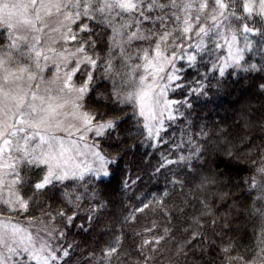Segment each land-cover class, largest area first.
Instances as JSON below:
<instances>
[{
  "label": "snow or ice",
  "instance_id": "6c2138e0",
  "mask_svg": "<svg viewBox=\"0 0 264 264\" xmlns=\"http://www.w3.org/2000/svg\"><path fill=\"white\" fill-rule=\"evenodd\" d=\"M256 16L264 18V0H0V264H67L72 245L61 244L66 234L57 218L71 225L82 200L90 201V221L101 218L115 206L116 193L135 185L124 179L112 185L134 147L127 140L163 143L165 122L187 121L192 99L207 95L212 80L220 86L226 75L264 74V24L245 22ZM224 47L227 53L219 55ZM178 61L186 65L178 67ZM201 67V78L189 80L187 72ZM257 86L264 92V83ZM258 113L260 145L223 126L215 134L201 126L187 141L180 138L173 145L175 159L163 157L155 169L171 176L160 196L141 201L119 223H135L136 213L153 207L178 218L196 211V223L208 218L213 228L218 221L211 217L224 208L223 233L248 216L264 221V106ZM113 138L120 150L105 151L101 142ZM180 144L187 147L181 150ZM244 168L250 174L237 180ZM169 188L187 189L173 211L164 206ZM48 193L59 194L71 215L42 212L49 223L30 217L28 227L4 215L26 214ZM155 228L153 223L137 233L147 238L137 245L143 255L136 264H149L161 242L174 239L167 228L153 235ZM120 239L105 247L103 261L119 255ZM206 239L219 258L214 262L200 247L203 264H264V225L247 259L234 241L216 245L195 230L175 255L195 257Z\"/></svg>",
  "mask_w": 264,
  "mask_h": 264
},
{
  "label": "trees",
  "instance_id": "16d2710c",
  "mask_svg": "<svg viewBox=\"0 0 264 264\" xmlns=\"http://www.w3.org/2000/svg\"><path fill=\"white\" fill-rule=\"evenodd\" d=\"M245 22L249 23L250 27H261L264 24V18L256 16ZM233 24L242 29V24H238L236 21H233ZM181 65L184 67L186 64L181 63ZM204 72L205 69L201 67L199 73L196 69H191L187 72V75L189 80H199L201 78L200 74ZM219 79L220 86H217L216 80H212V86L207 95L197 94L192 99V114L187 116V121L180 118L167 125V128L161 134L165 137L163 143L155 144L153 142L155 146H150L142 138L130 139L125 142L127 145H133L134 147L128 148L124 160L121 161L120 171L112 181V185L118 184L120 179L129 181V183L135 181V185L126 191L116 193L115 206L105 211L101 218L93 216V220L90 221L88 218L93 215L88 211L90 201L82 200L80 202L81 207L74 209L77 211L79 218L75 219L71 225H65L62 219L57 218V226L62 228L66 234L64 239L61 240L62 245L65 247L72 245L71 258L67 259V264H102L103 250L109 244L116 246L114 241L117 237L121 238L118 248L119 255L113 256L110 262L103 261V264H136L143 255L137 252V245L142 239L147 238L137 235V233H142L146 227L151 228L153 223L156 225L153 235H164V229L167 228L174 239L166 238L165 241L161 242L160 250L152 253L153 258L149 264H192L193 260L199 261L200 247L206 250L207 256H211L214 262L217 261L219 258L218 249L214 245H210L207 239L197 247L195 257L189 254L186 260L183 256L175 255L178 244L193 230L203 231L206 237L215 241L216 245L227 243L228 240L234 241L237 245L236 252L244 255L246 259L249 254H254L264 221L256 216H248L236 220L231 225L232 230L223 233L222 226L219 225V219L221 213L226 211L224 208H218L215 217H211L218 221L215 228L209 225L208 218H205L198 225L194 219L195 216L199 215L196 211H186L178 218L175 214L171 217L165 215L160 207L145 210L143 214L136 213L135 223L131 221L125 225L119 223V220L128 215L133 208L140 207L141 201L147 202L153 199V194L157 197L160 196L171 176L164 169H160L159 173H156L155 169L163 162V157L175 159L176 153L173 150V145L180 143V138L187 141L189 136L199 134L201 126H204L210 134H215L223 126L233 136L247 134L254 139L256 145L261 144L258 109L264 106V92H261L257 85L258 83H264V74L252 73L248 75L239 73L231 76L226 75ZM175 98H179V96ZM101 143L105 151L115 152L120 150V146L114 138ZM186 147V144H180L181 150ZM252 158L255 159L256 157L253 156ZM220 167H223V165H220ZM175 171L176 169L173 166V174ZM249 174L248 168L238 170L236 179L239 180L240 177ZM138 176L141 179L137 180ZM98 187L103 188L104 185H98ZM168 190L170 197L164 199V206L173 211V206L179 203L181 199L186 198L187 189L183 192L178 189L173 191L171 188ZM110 194V188L106 189L105 195ZM207 198L211 201L212 193L210 191L207 193ZM188 203L191 204L192 202L189 201ZM91 206L94 207V204H91ZM69 207L60 199L59 194L48 193L38 196L36 203L31 205L28 213L5 212L4 215L17 219H29L30 217L42 216V212L54 213L60 209L71 215ZM196 208H199V204H196ZM113 224H115L114 228L112 227ZM121 233H123V236H121ZM218 235H224V240L216 239ZM208 249L211 250L207 251ZM235 254L233 253V255ZM93 256H95V260H93ZM199 264H203V261H199Z\"/></svg>",
  "mask_w": 264,
  "mask_h": 264
},
{
  "label": "rangeland",
  "instance_id": "374dc122",
  "mask_svg": "<svg viewBox=\"0 0 264 264\" xmlns=\"http://www.w3.org/2000/svg\"><path fill=\"white\" fill-rule=\"evenodd\" d=\"M241 47H243V43H241ZM226 53H227V48L224 47V48H222V49L220 50L219 55H225ZM181 63L186 64V62H179V61H178V67H182ZM169 95H170V98H171V93H170ZM169 123H170V122H168V121L165 122V128L162 130L161 134H162L163 131L167 128V125H168ZM9 217H10V216H9ZM11 218H13V217H11ZM35 218L42 219V220L45 221V223H49L48 220H47V217H45V216H39V217H35ZM13 219H14V222L22 223V224H24L25 227H28V226H29L28 223H27L28 219H20V218H19V219H17V218H13ZM56 225H57V224H56ZM33 227H38V225H34ZM61 244H62V243H61Z\"/></svg>",
  "mask_w": 264,
  "mask_h": 264
}]
</instances>
